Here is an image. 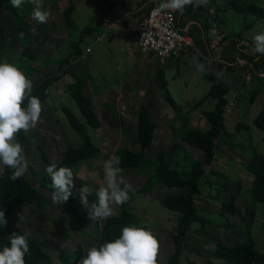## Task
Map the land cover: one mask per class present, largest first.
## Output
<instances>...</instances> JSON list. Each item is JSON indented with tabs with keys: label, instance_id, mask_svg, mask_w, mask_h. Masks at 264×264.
Returning a JSON list of instances; mask_svg holds the SVG:
<instances>
[{
	"label": "crops",
	"instance_id": "crops-1",
	"mask_svg": "<svg viewBox=\"0 0 264 264\" xmlns=\"http://www.w3.org/2000/svg\"><path fill=\"white\" fill-rule=\"evenodd\" d=\"M210 1L212 2V0H208L207 5L205 6H198L195 3L192 5H188L185 7L183 14L165 8L173 12V14L175 15L177 26L182 31H184L188 36H190V38H192L193 46L178 54L172 55L163 62H161L154 54L151 53L143 54L139 50L138 27L145 19L149 9V5L146 0H43V10L48 11L50 13L46 23H37L36 21L31 19V13L33 11L34 5L26 2L22 5L21 9H15V10L26 18L28 24V32L32 41L31 46L37 53H39L41 57L37 62L29 64L28 62L20 58L23 50L22 48H21L22 50L19 52L14 51L13 53H9L10 50H16L17 48H20L22 46L20 44L19 36L14 31V20L11 11V8L13 7L11 6L9 0H0V25L1 27H3L4 30L3 46L6 52V54L5 53L2 54L1 61L2 63L7 62L9 64L15 65L17 59L20 64L17 67L22 72H24L26 77L30 79L33 83L32 92L34 91L35 87H37L44 79L50 77H59V79L55 81L53 84H51V86L48 88L46 92V98L44 101L41 102L43 110L41 112V117L38 122V124L40 125L42 120L47 119V117L44 116H46L45 114L46 110H48L49 108L51 109V112L52 110H55V112L56 110L58 111L59 119L57 120V122L60 124L61 114L59 112H62L60 111L62 106L59 105L54 106V101L51 99L54 98L52 94H56L57 89L59 88H62V92L58 94L56 98H61L64 93H68L66 88L69 84L73 83L74 81L73 75H80V81L82 84V93L84 96L90 98L95 112L101 116L100 114L101 111V113L103 114L102 116L106 115L108 119L112 118L111 109L113 107L116 111V116L120 115L123 117L124 113L120 112L119 104L124 102L129 97L137 96L143 99L145 97H147V99L150 98V100L144 99V101L145 102L149 101L150 105L156 104V107L151 108L149 106V103L144 102L143 104H141L140 107L137 108L136 113L142 106H147L150 118L154 123V125L156 126L152 144L153 145L155 144V140L157 137H160L161 142L164 143H170V142L172 143V140H174V143L179 144L180 148L176 151V153L172 157L170 167L171 169L176 170L179 173H188L190 172L194 162L202 160L203 153L200 150L185 144L181 140V134L183 130L186 128L197 129L200 131L208 130L209 126L202 112L210 111V110H206L204 106L206 104L214 106V101L211 99L206 100L203 103V105L198 109H194L193 106L201 98L207 95L212 84L215 83L217 80H219L212 75L211 77L213 79L205 78L204 73L197 72L192 64V57L196 56L199 62L204 64L205 67H212L216 71L222 70L223 73L226 71L227 67L233 68L232 71L229 72V76L232 81V87L228 95L229 97H234L235 107L231 111V113L227 115L224 114V118L234 113V110L236 109L238 103H240L243 100V94L245 92V89L250 84L264 81V79L253 77L252 80L249 82V84H245L240 71L235 66H230V62L233 61L234 58L239 57L241 55L239 51L241 48H243V51L247 55L255 57L254 69L256 71L264 72V55H259L253 51L254 49L253 37L257 34L264 33V27H262V30L260 32L254 34V36L251 35V31L254 29L253 27L254 23L241 24L239 27H237L240 24V22L235 20L236 23L232 24L231 25L232 27H230V25L226 24V20L223 18L224 9L221 8L220 10L218 7L211 4ZM256 1L258 4L255 5L264 8V0H256ZM160 2L162 3L161 5H163L166 3V0H160ZM243 2L250 3L248 1H243ZM216 3L218 5V2ZM210 6L214 9L216 16L219 20L220 30L224 34L223 40L221 42L222 50L220 55H214L208 49L206 43L208 19H209L208 9L210 8ZM68 8L72 9V12L70 14V19L72 21L71 28H67L64 19V11L67 10ZM86 15H89L88 20H90L91 25H87L83 21L84 16ZM236 18L238 17H235V19ZM85 28H92L94 29V32L83 36L81 41L78 42L80 40L81 33ZM97 36H100L101 40L98 42L93 41V39L96 38ZM85 40H87V43L84 44ZM88 42H90L91 44H89ZM76 44H78L77 49L79 51V54H73L75 49L73 48L72 45H76ZM96 46L100 51V54L104 55L105 61L102 60L103 62H101V61H96L95 59H91V56L94 52V48ZM86 49L90 50L88 54H85ZM14 53H18L19 55L16 56L15 54L13 56ZM71 54L73 55L70 56ZM88 55L90 59L89 63L88 61L86 62L83 61L86 59ZM218 57L220 58V62L216 66H214L212 64V60ZM66 59H67V63L63 66L64 74H61L59 70V64ZM24 63L27 65L21 66V64ZM104 64L108 65V70H111L112 73H115L116 75H120V78L113 79V77L111 76V79H109V77L105 75V69L103 68ZM160 73H162L167 83V89L170 95H172V89H171L172 86L175 87V89L179 86L181 87V95H184L185 97V102H184L185 104L183 105V109L181 108L182 106H180V104H177L174 99L173 100L178 106V109L176 111H173L169 107L164 105V99L158 81V75ZM37 74L42 76L41 81L35 78L36 76L34 75ZM199 95H200V97L198 98L199 100H195L196 98L194 99L192 98V97H197ZM103 97H105V99H103ZM263 103H264V83L260 84V88L254 90V92L252 93V97L250 98V103L247 104V106L243 110H241L242 118H239V119H244V117L248 113H251L253 115L252 119L249 121L252 128L248 126L247 130L246 129L244 130L241 129V130L245 132L251 131L255 134L256 138L254 139V142L253 139L250 137V143H248V145L250 146V149H255L258 153L260 152V154L262 153L259 150L260 146L264 144V130H259L255 128L252 125V121L260 113ZM102 105H106V106L104 107ZM155 111H158L162 115V120L165 121V123H163L161 126L160 134H158L159 132L158 124L153 119V114ZM168 112H171L172 114L168 115ZM135 121H136V117H135ZM103 123L104 122L102 121L101 123L102 128L104 127ZM179 123L181 125H179ZM136 125L137 122L135 123V131H136ZM237 125H245V124H243L242 122L235 123L234 131H240L239 129H237ZM61 126L63 128L62 124ZM27 134L31 136L30 143L34 142L36 149L38 150V146H40L45 153L43 145H41V141L34 138L33 135L34 133H32L29 130ZM229 140L232 141L233 143H236L237 145L240 144L237 143L236 140H233L231 137ZM242 142H244V140H242L241 143ZM70 143L71 142L69 141L65 146V148L69 145H72ZM29 144L22 146L25 149L26 147H29L28 146ZM160 150H162L165 153L166 158L169 157L170 149L168 153H166L163 147L159 149L157 148L152 156L150 157L147 156V157L154 158L155 154ZM137 151H138V146H137ZM145 155H146V151H145ZM191 155H194L196 157V160L193 163L190 162ZM262 155L264 156L263 153ZM249 157L243 155L240 152V150H238L237 148H232L228 146L224 142V140L220 138L215 142L214 160L209 167L205 168V176L201 181L203 182V184H207L211 186L214 184L215 185L219 184L221 186L222 183L217 181V179L226 180V178H223L222 171L224 170L229 174L230 172L234 173V171H231L232 168H237L238 170L239 169L246 170L245 165L248 162ZM241 159L243 160L241 161ZM184 162H188V165L190 162V166H189L190 168H188L189 170L187 171H184V169L182 168V165L184 166ZM30 168L33 169L32 167ZM238 173L240 174V172ZM248 182L250 183L251 186V182H252L251 175L248 177ZM238 183H240L241 186V182H236V188L233 191V193L229 196V199L232 195H235V191L237 190ZM155 188H161V187L156 185L153 190H155ZM175 190H176L175 194H182V195L186 194L188 191L187 188L175 189ZM92 194L95 195V193ZM137 195L138 194H136V197ZM164 195L160 197V199L158 200L159 203L160 200L164 197ZM206 198L207 201H205L204 210L212 211L215 204L208 201L210 200L209 196H207ZM240 198L241 195H237L233 199V204L237 210L236 214L235 215L226 214L225 215L226 218H223L219 215L221 220L219 219L220 220L219 224L215 225L218 227H222L224 224H226V219L230 222L231 228L228 229L224 228L225 230H227L226 231L227 235L225 236L226 237L225 242H221V243L225 245H227V243L233 244V240L230 239V236H231V232L235 230V228L233 225L234 223H232L231 220L233 218L235 219L238 216L239 212L241 216H243L244 214L238 207L239 205L238 202H241ZM92 202L95 203L94 201ZM251 204H255V203H253L251 199H248L246 206L244 208L247 210ZM133 205L134 203L132 204L130 203V201H128L127 203L119 206V211L122 207H127L128 209L131 208V206ZM220 206L219 209L217 207L218 210H220ZM119 211H117L116 213L114 212L112 216L117 215ZM231 217L232 219L230 220ZM139 220L143 225L148 226L147 224H145L146 221H141V219ZM247 224H250V236H251V229L253 223L249 222L246 223V225ZM246 225L244 226L242 231L241 229H237L238 235L242 233L241 236L245 237ZM206 226H210L208 227V229L210 228L211 231L219 230V229H212L213 227L211 226V224ZM148 227L149 229H151L150 226ZM150 232H152V234L158 238L157 240L164 239L165 242V238L157 234V233H160L161 235L163 234V230L161 228H157L153 226V230H150ZM189 232L185 236V241L183 244V254L180 258V263L182 260L183 264H193L191 256L194 257L193 255H197L199 253L198 249H200L201 243L198 241V244H196L192 237H196L200 241L203 240V242H206L205 239L198 233V231H195V233L193 234H190ZM172 235H173V229L171 231V236H170L171 238H169L167 235L168 238L166 239L172 241ZM192 240L194 241V244H191ZM237 243L239 242H235L233 245ZM95 244H96L95 241L92 239V243L90 244V247L88 249L95 246ZM205 244L201 246V249L205 248ZM162 245H163V240L160 246L161 250L159 248L158 252L160 254H165V250H162ZM195 245H197V248L195 247ZM233 245H227V246H233ZM173 250L172 248L167 249V253H166L167 256L165 257V260H167L168 254L170 255L173 252ZM210 252L204 250L203 252L204 253L203 256H205V258L203 259L204 263L206 261L207 255L210 254Z\"/></svg>",
	"mask_w": 264,
	"mask_h": 264
},
{
	"label": "trees",
	"instance_id": "trees-1",
	"mask_svg": "<svg viewBox=\"0 0 264 264\" xmlns=\"http://www.w3.org/2000/svg\"><path fill=\"white\" fill-rule=\"evenodd\" d=\"M231 9L241 15H252L257 19L264 20V8L255 4L243 2L241 0H232L228 3ZM12 16L14 20V31L19 36L20 44L22 46L21 59L25 60L29 64L37 62L41 57L31 46V37L27 31V21L24 16L18 13L15 9L11 8ZM71 8L64 11V19L67 28H71L72 21L70 19ZM94 32L92 28H85L80 36V40L83 36ZM4 30L0 25V63H2V51L4 50ZM75 49L73 54H79L78 44L72 45ZM241 55H246L243 48L240 49ZM71 54L70 56H72ZM67 63V59L59 64V70L61 74H64L63 66ZM232 67H227L222 77L212 84L207 95L201 98L194 106V109L200 108L206 100H213L214 106L210 111H203L202 114L209 126L208 130L200 131L197 129H184L181 134V140L203 153L201 161L193 163L190 172L179 173L176 170L171 169V159L180 148L179 144L173 143L170 147L169 157L166 158L165 153L160 150L154 158H148L145 155L146 149H148L153 141L154 132L156 126L152 122L148 113L147 106H142L136 113V134L134 145L138 146V151L135 152L129 149L127 146L120 147L115 150L114 154L121 158V164L119 167L125 170H131L139 175L145 177V181L137 191L138 195L145 196L150 193L156 185H164L172 189L187 188L186 194H169L164 196L160 200V204L169 211L177 213L175 227L173 228V252L167 258L165 264H180V258L183 254V244L186 234L191 230L192 223H200L202 227L209 225L210 221L200 215L195 206V198L200 195L199 182L205 176V168L209 167L215 156V142L218 139H223L224 142L232 147L237 148L239 145L230 141L231 135L225 131L224 128V111L223 108L226 104L223 99V95L228 94L231 91L232 81L229 76V72L232 71ZM204 77L213 79L211 75L204 73ZM59 77H50L44 79L32 92L33 96L39 98L42 102L46 98V92L48 88L57 81ZM73 83L69 84L66 88L70 97L77 105L83 119L82 124L75 115L67 108L61 107L68 125L80 136L81 145L73 146L69 145L62 153L61 160L54 163L58 168L68 167L71 170L81 162L96 161L101 157V150L98 146L93 144L90 136L87 133L86 127L97 130L102 127L98 114L95 112L90 98L86 97L82 93V84L80 81V75H73ZM158 81L160 90L163 95L164 102L171 110L176 111L178 109L177 104L171 97L167 83L160 73L158 75ZM27 102L25 101L24 106ZM106 106V105H102ZM111 117H116V111L114 107L111 109ZM252 125L259 129L264 130V103L260 113L252 121ZM237 129H248L246 125H237ZM17 141L21 145L29 144L31 136L27 132L21 131L17 134ZM232 142V143H231ZM38 150L41 153V160L48 162V159L40 146ZM250 157L245 165L247 172L252 176L251 187L249 189V196L253 203L264 204V156L258 153L255 149H249ZM33 176L36 173L33 169H29ZM12 170L4 168L0 173V211L5 212L7 219V226L0 228V251L4 247H10L9 237L16 233L18 235L26 234L24 231L17 229L11 225L12 215L22 206H28L37 204L40 209L47 206L48 201L38 193L33 185L23 175L19 179L13 181L10 179ZM42 186L50 193L52 191L51 181L47 174L41 177ZM73 195L69 197L68 201L64 204H57V210L69 219L72 224L80 229L82 236L89 234L95 241V247L99 248L104 243L111 242L112 240L119 238L121 229L123 227H137L144 228L150 231L149 227L143 225L140 220L126 207H122L117 215L109 217L103 221L100 225L98 221H91L88 219L87 210L84 209L79 201V197L73 189ZM240 183L237 184V190L235 195H232L230 199L223 202L220 206L219 215L226 218V214L235 215L237 210L233 204L235 196L240 195ZM89 198L96 202L97 198L94 194H90ZM90 227V231L87 229ZM223 228H231L230 222L226 219V224ZM65 234H67L65 232ZM246 242H239L233 246H227L221 242H216L213 245V249L210 254L207 255L205 264H264V254H260L254 249L252 239L250 236V224L245 228ZM29 254H26L25 264H51L50 256L44 251V242L35 240L27 235ZM84 256L83 248L78 245L75 251L71 254L70 264L73 262L77 264ZM62 264H66L63 259V254L59 257Z\"/></svg>",
	"mask_w": 264,
	"mask_h": 264
},
{
	"label": "rangeland",
	"instance_id": "rangeland-1",
	"mask_svg": "<svg viewBox=\"0 0 264 264\" xmlns=\"http://www.w3.org/2000/svg\"><path fill=\"white\" fill-rule=\"evenodd\" d=\"M232 0H212L210 1L211 4L218 7L220 10L221 8L224 9L223 18L226 20V24L230 25L232 27V24H235V20L239 21L240 24L237 26L239 27L241 24H248V23H254L253 27L254 29L251 31V35L254 36V34L260 32L262 30V27H264V20L256 19L254 16L251 15H240L238 13H235L231 7L228 5V3ZM241 1H248L252 4H258L256 0H241ZM218 2V5L217 3ZM223 3V4H222ZM228 5V6H227ZM235 17H238L235 19ZM89 15L84 16L83 21L87 25L90 24V20H88ZM238 24V23H237ZM28 31V26H27ZM29 34V32H28ZM31 43V42H30ZM87 43V40L84 41V44ZM91 44L90 42H88ZM22 47L17 48L16 50H10L9 53H13L14 51L19 52L21 51ZM5 50L2 51L1 54H3ZM95 53V54H94ZM18 53H14L13 56ZM15 56V57H16ZM91 59H95L96 61H105L104 55L100 54V51L98 50L97 46L94 48V52L91 56ZM103 60V61H102ZM109 60V59H108ZM90 62L89 55L86 57L85 60ZM108 62V61H107ZM16 66H19V61L16 59ZM27 64H21V66H25ZM85 65V64H84ZM87 66V65H86ZM96 66V65H95ZM103 68L105 69V75L111 79V76L114 78H120V75H116L115 73H112L111 70H108V65L104 64ZM51 72V71H50ZM48 72V73H50ZM56 72V71H55ZM36 76L37 80L41 81L42 76L40 75H34ZM44 76V75H43ZM34 78V79H35ZM262 82H255L250 84L243 94V100L238 103L236 109L234 110V113L232 115H229L224 118V128L226 132H228L231 135V138L233 140H236L237 143H240L237 147L238 150L243 155H246L249 157L250 154V146L248 143H250V137L253 139L256 138L255 134L253 132H245V131H234V124L238 122H242L246 126L250 125L249 121L252 119L253 115L251 113L246 114L244 119H239L241 117V110H243L247 104L250 103V98L252 97V93L257 88H260V84H263ZM172 89V97L176 101L177 104H180L183 109V105L185 104V97L184 95H181V87H171ZM62 92V88L57 89L56 94H52L54 98H51L54 101V106L59 105L62 107H67L70 109L73 114L76 116V118L84 124V119L75 104L74 100L70 97L68 93H64L61 98H56L58 94ZM202 92V91H201ZM51 95V94H50ZM200 97H192L195 100H199ZM110 98V97H107ZM105 99V97H103ZM144 99H147L145 97ZM141 97H129L124 102L120 103V112H123V117L120 115H117L114 119L110 118L108 119L106 115L102 116L103 114L100 111L101 116L98 114L99 119L101 122L103 121L104 127L100 128L99 130L95 131L93 129H90L89 127H86L87 132L89 136L91 137V140L93 141V144L98 146L101 150V157L97 159L96 161L92 162H81L77 166H75L72 169L73 175H74V189L78 194V190L81 187H88L90 189V193H96V191L99 190V188L104 184V173H103V165L104 162L107 161L114 153V151L120 147L127 146L129 149L133 151H137V146L133 144V140L135 138V117H136V110L138 107L143 104L144 101ZM150 100V98H148ZM147 99V100H148ZM156 100V98H155ZM95 102V99H94ZM145 103H149V106L151 108L156 107V104L150 105L149 101H146ZM164 105L165 102H164ZM256 105V104H255ZM48 108V106H47ZM206 110H211L213 106L206 104L204 106ZM61 111V110H60ZM61 114L60 117V124L57 122L59 119L58 111L52 110L49 108L46 110V120L41 121V125L37 123L36 127L31 129L30 131L34 133V138L41 141V145H43V148L45 150L46 156L48 158V162L41 161V154L36 149L35 143H30L28 146L24 149L25 157L28 161V169L32 167L37 174V176H32L29 170L27 169V172L24 174L26 179L33 185V187L38 191L40 195L45 197V199L48 201V204L45 208L40 209L37 204H33L30 206L20 207L11 218V225L17 229H20L27 233L28 236L35 240H40L44 242L43 249L44 251L50 256L51 258V264H62L59 257L63 254V259L68 262L66 264H70L69 261L71 259V254L75 251L76 247L80 245L83 248L84 256L87 254L88 248L90 247V244L92 243V237L87 234L82 236L80 233V229L77 228L72 222L67 219L63 214H61L57 210V204L52 203L50 199V192L45 189L42 186L41 183V177L46 174V167L53 165L54 162L60 160L62 158V153L65 150V146L70 141L72 145L78 146L81 144L80 136L72 130V128L68 125V122L65 118V116L62 114V112H59ZM171 112H168V115H171ZM63 117V118H62ZM237 118V119H236ZM153 119L158 124V134H160L161 126L165 121L162 120V115L155 111L153 114ZM63 125V128L61 126ZM179 125H181L179 123ZM39 126V127H38ZM252 130V129H251ZM233 136V137H232ZM69 139V140H68ZM160 137H157L155 140V144L151 145L146 150V156L150 157L154 154L156 149L163 147L164 151L168 153L171 145L174 143V140H172V143H164L161 142ZM246 139V140H245ZM244 140V142L241 143V141ZM264 154V144L260 146L259 149ZM260 153V152H259ZM261 153V154H262ZM196 160V157L194 155H191L190 162H194ZM243 159H241L242 161ZM190 162L188 165V162H184V166L182 165V168L184 171L189 170L190 168ZM218 170V169H217ZM231 171H234V173L230 172L229 174L226 171H222L223 178H226V180H220L217 179L221 184L217 185H207L203 184L202 181L199 182V189H200V195L196 198V208L200 215L205 217L207 220L210 221L212 229H219V230H210L208 227L210 226H204L202 227L200 223H192L191 224V231L190 234L195 233V231H198V233L205 239L206 242H203V240H199L196 237H192L196 244H198V241L201 243L199 253L197 255L191 256L193 264H205L203 262V259L205 258L204 250L210 252L213 249V245L215 242H225L227 230H225L223 227H218L215 225L219 224L220 216H219V206L227 201L229 199V196L233 193V191L236 188V182H241L240 186V201L238 202L239 209L244 213L243 216L240 215V212L238 216L235 219L232 217L230 220L232 223H234V228L231 232L230 239L233 240V244L235 242H246V238L244 236L238 235L237 229L243 230L246 223L252 222V229H251V239L254 246V249L264 254V204L255 203L251 204L250 207L246 210L244 207L246 206V203L248 199H250L249 196V189H250V183L248 182V177L250 176L245 169H237L232 168ZM240 172V174L238 173ZM242 173V174H241ZM39 175V176H38ZM123 183L121 184V187H124V184L130 185L132 191L129 193L130 195V203H134L131 208H128L133 214H135L136 217L141 219V221H146L145 224L150 226V230H153V226L157 228H161L163 230V234L157 233L159 236H163L165 238L163 240L162 250H165V254H160L158 252L157 256V264H165V257L167 256V249L173 250V243L171 240L166 238H171V231L173 227L175 226L176 219L178 217L177 213L172 212L164 208L160 203L159 199L164 194L169 195L172 193H176L175 189L169 188L167 186L163 185H157L161 188H155L151 193H148L145 195V197L137 195V191L140 189L142 184L145 181V177L143 175H139L131 170L122 171L120 174ZM215 180V179H213ZM224 183V184H223ZM224 186V187H222ZM164 195V196H165ZM207 196L210 197L209 202H212L214 205L212 211H207L205 209V201H207ZM136 198V199H135ZM88 202L89 205H91L93 202L88 196ZM136 202V204H135ZM218 207V209H217ZM127 208V207H126ZM204 210V211H203ZM119 211V206H114V212L116 213ZM143 212V215H142ZM143 217H147L146 219ZM220 219V220H219ZM100 224L103 223V220H96ZM90 231V227L87 228ZM240 231V232H241ZM65 232L67 234H65ZM168 235V237H167ZM157 236V235H156ZM156 239H158L156 237ZM162 240H158L159 248L162 244ZM191 241V244H194V241ZM171 241V243H170ZM193 242V243H192ZM167 243V244H166ZM206 243V244H205ZM227 243V242H226ZM205 244V248L201 249V246ZM227 243V245H233ZM197 248V245H195ZM161 250V248H160ZM196 254V253H195ZM169 257V254H168ZM190 257V256H189ZM188 257V258H189ZM203 257V258H202ZM201 258V259H200ZM202 260V261H201ZM76 264V263H72ZM183 264V261L181 260V263Z\"/></svg>",
	"mask_w": 264,
	"mask_h": 264
},
{
	"label": "clouds",
	"instance_id": "clouds-1",
	"mask_svg": "<svg viewBox=\"0 0 264 264\" xmlns=\"http://www.w3.org/2000/svg\"><path fill=\"white\" fill-rule=\"evenodd\" d=\"M14 9H21L24 3L34 5L31 19L37 23H46L50 13L43 10V0H9ZM196 4L205 6L208 0H166L161 7L183 14L185 7ZM253 51L264 55V33L253 37ZM192 64L197 72L212 75L220 79L222 70L205 67L196 56ZM33 83L16 65L0 63V173L4 168L12 170L10 179L15 181L28 169L24 148L16 139L21 131L28 132L36 127L40 120L42 105L38 97L33 96ZM25 101L27 102L24 106ZM121 158L113 154L103 165L104 184L96 191V202L89 205L88 187L78 190L81 206L87 210L91 221L107 220L114 214V206H121L130 200L131 186L124 184L119 167ZM46 174L50 178L52 191L50 199L54 204H64L73 195L74 175L71 168L56 165L47 166ZM7 226L5 212L0 211V228ZM10 247L0 251V264H25V255L29 254L27 233H13L9 237ZM159 243L152 232L137 227H123L119 238L104 243L99 248L91 247L77 264H157Z\"/></svg>",
	"mask_w": 264,
	"mask_h": 264
},
{
	"label": "built area",
	"instance_id": "built-area-1",
	"mask_svg": "<svg viewBox=\"0 0 264 264\" xmlns=\"http://www.w3.org/2000/svg\"><path fill=\"white\" fill-rule=\"evenodd\" d=\"M149 9L143 22L138 27L139 50L143 54H154L161 62L165 61L172 55L178 54L193 46V40L184 31H182L176 23L173 12L161 7L160 0H146ZM208 29L206 43L208 49L214 55L221 54V42L224 34L220 30L219 20L214 9L210 6L208 9ZM97 36L93 41H100ZM90 52L86 49L85 54ZM245 53V52H244ZM246 54V53H245ZM254 56L240 55L230 62V66H235L244 79L245 84H249L253 77L264 79L263 71L254 69ZM220 62V58L212 60V64L216 66ZM226 104L223 108L224 114L227 115L235 107L234 97L228 94L222 96Z\"/></svg>",
	"mask_w": 264,
	"mask_h": 264
}]
</instances>
